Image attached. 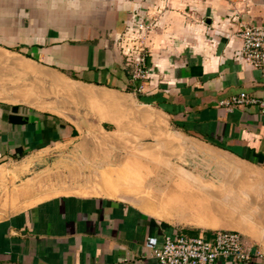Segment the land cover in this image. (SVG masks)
Masks as SVG:
<instances>
[{
  "label": "crops",
  "instance_id": "0c3cea01",
  "mask_svg": "<svg viewBox=\"0 0 264 264\" xmlns=\"http://www.w3.org/2000/svg\"><path fill=\"white\" fill-rule=\"evenodd\" d=\"M136 20L148 25L151 67L139 80L123 49ZM242 21L263 24L264 0H0V63L23 79L49 81L52 71L122 94L108 100L131 104L148 119L156 144L165 117L182 145L194 140L264 175V113L256 105L223 104L242 92L264 100V71L241 57ZM6 94L0 93V199L4 187L17 186L20 176L81 135L75 122L35 109L47 110L33 96L2 99ZM116 126L106 119L100 131ZM31 182L12 194L16 205L0 201V264H161L146 245L149 237L162 240L183 228L177 224L219 227L203 205L184 217L115 194L48 191L40 198L45 186ZM241 221L243 242L264 244V224ZM216 264H264V257H221Z\"/></svg>",
  "mask_w": 264,
  "mask_h": 264
},
{
  "label": "rangeland",
  "instance_id": "374dc122",
  "mask_svg": "<svg viewBox=\"0 0 264 264\" xmlns=\"http://www.w3.org/2000/svg\"><path fill=\"white\" fill-rule=\"evenodd\" d=\"M142 32L140 30L139 34ZM50 73L49 81L23 79L6 62L0 63V93L11 96L27 93L39 102L38 107L52 112L35 109L59 114L81 128V135L69 147L51 152L43 165H35L25 177L20 176L17 186L4 187L0 199L3 206L16 205L12 194H21L32 181L33 185L45 186L43 191L47 192L40 198L48 191L51 195L115 194L184 217L199 212L203 205L219 226L177 224L187 230L240 232V227L245 226L241 221L244 216L258 225L264 224L263 174L210 149L201 147V150L194 140H186L182 145L183 137L174 133L165 117L164 132H160L158 138L161 143L156 144L155 127L148 119L130 109L131 104L108 100L115 96L123 98L122 94ZM19 84L24 85L19 87ZM102 93L104 97H98ZM55 109H61L64 115ZM106 119L115 121V132L100 131ZM255 177L262 181L253 179ZM162 201L166 205H162ZM254 245L264 251V244L255 242Z\"/></svg>",
  "mask_w": 264,
  "mask_h": 264
},
{
  "label": "built area",
  "instance_id": "2783aa9c",
  "mask_svg": "<svg viewBox=\"0 0 264 264\" xmlns=\"http://www.w3.org/2000/svg\"><path fill=\"white\" fill-rule=\"evenodd\" d=\"M148 25L144 21L136 20L128 26L124 33V53L133 65L132 78L147 79L151 67L148 63V49L143 37ZM142 30L143 34L140 33ZM237 34L243 41L241 57L257 69L264 71V23L256 24L242 21ZM227 107L242 105H256L264 113V100L250 96L246 92L233 95L223 101ZM146 245L152 250V256L161 264H216L219 258L235 261H250L263 258L264 251L254 244L243 242L242 234L234 230H215L192 232L185 228L167 234L162 240L149 237Z\"/></svg>",
  "mask_w": 264,
  "mask_h": 264
},
{
  "label": "bare ground",
  "instance_id": "6f19581e",
  "mask_svg": "<svg viewBox=\"0 0 264 264\" xmlns=\"http://www.w3.org/2000/svg\"><path fill=\"white\" fill-rule=\"evenodd\" d=\"M73 90H75L74 88H73ZM33 91V90H32ZM103 95L102 96H104L105 95V93H102ZM9 96H11V95H7V96H1V98L2 99H9L8 97ZM14 96V95H13ZM116 97V96H115ZM118 98V97H117ZM12 99V97L10 98V100ZM15 99H18V98H15ZM23 100H24V98H23ZM118 100H122V101H127V100H123L122 98H118ZM9 101V100H8ZM33 101V100H32ZM33 104H35L36 106L39 104V102L38 101H33L32 102ZM54 111H57V112H59V113H61L62 115H64V111H62L61 109H55ZM56 112V113H57ZM66 114V113H65ZM158 150V149H157ZM165 161V160H164ZM206 222V221H205Z\"/></svg>",
  "mask_w": 264,
  "mask_h": 264
},
{
  "label": "trees",
  "instance_id": "16d2710c",
  "mask_svg": "<svg viewBox=\"0 0 264 264\" xmlns=\"http://www.w3.org/2000/svg\"><path fill=\"white\" fill-rule=\"evenodd\" d=\"M189 231H192V232H199V231H197V230H189ZM209 233H211L212 231H208Z\"/></svg>",
  "mask_w": 264,
  "mask_h": 264
}]
</instances>
